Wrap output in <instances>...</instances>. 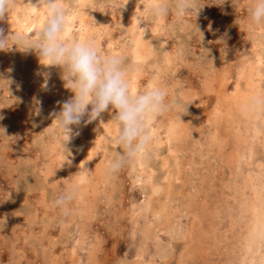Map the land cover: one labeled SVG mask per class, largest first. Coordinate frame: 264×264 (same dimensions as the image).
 Returning a JSON list of instances; mask_svg holds the SVG:
<instances>
[{
  "label": "rangeland",
  "instance_id": "374dc122",
  "mask_svg": "<svg viewBox=\"0 0 264 264\" xmlns=\"http://www.w3.org/2000/svg\"><path fill=\"white\" fill-rule=\"evenodd\" d=\"M31 2L35 4L36 0ZM66 2L71 9L69 37L75 34L77 39H93L104 53L123 55L132 67L130 85L137 90H143L159 73L169 99L186 110L180 119L175 109L156 119L151 129L154 154L113 175L105 171L106 162L115 151L108 143L114 135L112 114L106 111L109 119L101 123H85L86 116L79 126L73 127L74 136L66 145L72 157L68 158L70 163H63L61 139L49 132L55 124L52 113L58 112L73 95L63 86L61 70L45 68L34 52H22L15 45L0 51V77L10 81L8 90L6 84H0V128L5 130V136H0V264H259L264 255V237L260 251H246V227L251 215L245 208L256 195L255 187L259 186L257 192L264 196V112H242L238 103H242L244 77L256 62L264 78V35H260L264 28L249 26L247 0H240L235 6L231 0L223 5H216V0H203L196 17L177 18L170 13L153 23L152 28L147 22L140 24L144 33L132 18L135 0H127L120 10L121 0ZM25 3L28 0H15L8 17L0 20L4 35L34 31L40 25L43 10L33 11ZM195 24L204 37L201 43L192 31ZM136 40L145 47L142 59L135 53ZM238 94L240 97H236ZM37 100L41 108L38 116L34 114ZM81 140L87 146L81 147ZM80 168L87 169L88 175L76 174ZM171 179L173 183L169 184ZM69 180L80 181L77 198L67 211L52 207V201ZM153 184L160 186L152 197ZM149 202L162 210L164 218L148 208Z\"/></svg>",
  "mask_w": 264,
  "mask_h": 264
},
{
  "label": "clouds",
  "instance_id": "9594fccd",
  "mask_svg": "<svg viewBox=\"0 0 264 264\" xmlns=\"http://www.w3.org/2000/svg\"><path fill=\"white\" fill-rule=\"evenodd\" d=\"M202 2L203 0H138L142 8H139V14L135 13L134 17L144 33L140 24L147 22L152 28L153 23L170 13H174L177 18L196 17ZM225 2L226 0H216L215 4L223 5ZM126 3L127 0H121L119 10ZM231 3L235 6L240 0H231ZM14 4L15 0H0V20L8 17ZM25 4L33 11L43 10L40 25L34 31H12L8 35H4L3 29H0V51H7L15 45L22 52H34L45 68L57 67L61 70L63 86L73 95L62 103L58 112L52 113L55 124L49 132L61 139L63 163H70L68 157L72 153L66 145L73 137V127L79 126L85 116L87 120L84 122L90 123L105 111L112 113L110 121L114 125V135L108 143L115 147L112 158L106 162V174H116L130 164L148 159L154 147L151 130L153 122L173 109L177 110L180 119V114L185 111L169 99L167 88L160 83L159 73L143 90L131 87L132 69L126 64L123 55L104 53L93 39H77L75 34L69 37L70 4L66 0H36L35 4L28 0ZM246 7L249 26L264 28V0H247ZM192 31L201 43L204 37L196 24ZM260 35H264V32ZM220 43L223 44V40ZM9 83V80L0 77V84H6L7 90ZM241 110L245 113L257 110L264 112V85L258 94L248 97ZM40 111V102L37 100L34 102V114L38 116ZM4 131L0 128V136H5ZM88 173L87 169L80 168L76 174L86 176ZM79 189V180H69L64 190L52 201V207L67 211L68 205L77 198Z\"/></svg>",
  "mask_w": 264,
  "mask_h": 264
},
{
  "label": "bare ground",
  "instance_id": "6f19581e",
  "mask_svg": "<svg viewBox=\"0 0 264 264\" xmlns=\"http://www.w3.org/2000/svg\"><path fill=\"white\" fill-rule=\"evenodd\" d=\"M82 1V0H81ZM81 4V3H80ZM131 4V3H130ZM87 6V5H86ZM75 7H78V6H75ZM83 7V6H82ZM139 8H140V5L138 4V0H135V2L134 3H132V18H133V21H134V24L136 23V19H135V13H137V14H139ZM71 10V9H70ZM77 10V9H76ZM78 10H79V8H78ZM74 11V10H73ZM72 16V15H71ZM33 19V18H32ZM43 19V18H42ZM100 19V18H99ZM70 20V19H69ZM73 20V19H72ZM26 21V20H25ZM28 21V20H27ZM76 22V21H75ZM26 23V22H25ZM22 24V23H21ZM29 24V23H28ZM73 24V23H72ZM125 24V23H124ZM147 24V23H146ZM160 24V23H159ZM129 25V24H128ZM24 27V26H23ZM27 27H29V26H27ZM37 27V26H36ZM70 24H69V28H68V31L70 32ZM22 28V27H21ZM145 28H146V26H145ZM26 29H28V28H25V30ZM36 29V28H35ZM82 30H83V28H82ZM28 31V30H27ZM27 31H25V32H27ZM32 31V30H31ZM73 31V30H72ZM135 31V30H134ZM145 31V30H144ZM147 31V30H146ZM30 32V31H29ZM81 32V31H80ZM83 32V31H82ZM152 32H155V30L154 31H152ZM160 32V31H159ZM256 32H258V31H256ZM20 33V32H19ZM89 33V32H88ZM96 33V32H95ZM90 34V33H89ZM150 34H151V32H150ZM87 35V34H86ZM83 36V35H82ZM87 37V36H86ZM145 37V36H144ZM171 37V36H170ZM93 38H94V36H93ZM149 38V37H148ZM88 39V38H87ZM137 39H138V37H137ZM140 40H136L135 41V53H136V56H137V58L139 59H142L143 57H142V55H143V50L145 49V47H143V45H142V43L141 42H139ZM253 41H255V40H253ZM99 42V41H98ZM171 42V41H170ZM258 42V41H257ZM255 44V43H254ZM258 44H259V42H258ZM163 45V44H162ZM161 45V46H162ZM262 45H263V41H262ZM173 46V45H172ZM157 47V46H156ZM142 48H143V50H142ZM252 50H255V48L254 49H252ZM230 51V50H229ZM150 52H152L153 53V51H150ZM167 52V51H166ZM264 52V51H263ZM261 53V52H260ZM114 54H116V52H114ZM165 54V53H164ZM229 55V54H228ZM244 55H246V54H244ZM263 55V54H262ZM150 56V55H149ZM250 56H251V54H250ZM168 57V56H167ZM225 57V56H224ZM228 57V56H227ZM262 57V56H261ZM172 58H173V56H172ZM174 58H175V56H174ZM248 58H249V56H248ZM252 58V57H251ZM167 59V58H166ZM234 59V58H233ZM245 59H246V56H245ZM134 60H136V59H134ZM247 60V59H246ZM252 60V59H251ZM166 61V60H165ZM250 61V60H249ZM258 61H260V59H258ZM262 61H263V59H262ZM132 62H134V61H132ZM231 62V61H230ZM252 62V61H251ZM250 62V63H251ZM135 63V62H134ZM249 63V64H250ZM264 63V62H263ZM164 64V63H163ZM165 64H166V62H165ZM253 64V63H252ZM140 65H142L141 63H140ZM262 66H263V64H261ZM135 66V65H134ZM250 66V65H249ZM225 67V66H224ZM258 66H257V62L255 63V65H252L251 66V69H250V71H249V74L246 76V77H244L245 79L243 80V82L244 81H246V83H245V86L243 87V90H241V93L242 94H240L242 97H241V99H242V103H238V106H239V104H241V105H243L245 102H246V100L248 99V97H250V96H252V95H256V94H258L259 92H260V90H261V86L262 85H264V78H263V76H262V74H260V72H258V68H257ZM132 68V67H131ZM136 68V67H135ZM261 68V67H260ZM137 69V68H136ZM135 69V70H136ZM159 69V68H158ZM218 70V69H217ZM238 70H240V69H238ZM246 71V70H245ZM244 71V72H245ZM259 71H260V69H259ZM142 72V71H141ZM240 72H241V70H240ZM247 72H248V70H247ZM136 73H137V70H136ZM138 73H139V71H138ZM138 73L136 74V76L138 75ZM246 73V72H245ZM243 74V73H242ZM142 76V75H141ZM138 77H139V75H138ZM175 77V76H174ZM135 78V77H134ZM137 78V77H136ZM141 78V77H140ZM143 78V77H142ZM152 78V77H151ZM223 78V77H222ZM240 78H243V76H241ZM147 80V79H146ZM134 81V80H133ZM151 81V80H150ZM240 81V80H239ZM211 82V81H210ZM209 83V82H208ZM223 83V82H222ZM164 86V85H163ZM238 86H239V83H238ZM52 89V88H51ZM141 89V88H140ZM237 91V90H236ZM240 91V89L238 90V92ZM62 92V91H61ZM240 93V92H239ZM185 94V93H184ZM183 94V95H184ZM237 95V94H236ZM239 95V94H238ZM240 95L239 96H236V97H240ZM216 96V95H215ZM235 96V95H234ZM187 97V96H186ZM231 97H232V95H231ZM179 98V97H178ZM234 98V97H233ZM235 99V98H234ZM219 101V100H218ZM220 102V101H219ZM203 106V105H202ZM240 107V106H239ZM60 109V108H59ZM183 109V108H182ZM184 109H185V107H184ZM227 109V108H226ZM186 110V109H185ZM50 111V110H49ZM172 111H174V109L172 110ZM177 111V110H176ZM187 112V111H186ZM226 112V111H225ZM237 112V111H236ZM177 113V112H176ZM196 113V112H195ZM109 114H112V113H109ZM214 115V114H213ZM224 115V114H223ZM225 116V115H224ZM231 116V115H230ZM258 116H260V115H258ZM86 117V116H85ZM184 117V116H183ZM213 117V116H212ZM264 118V117H263ZM47 119V118H46ZM107 119V116H106V111L104 112V113H102L96 120H98V123H101V121L103 122V120H106ZM109 119V118H108ZM108 119H107V121H108ZM187 119V118H186ZM260 119H261V116H260ZM188 120V119H187ZM193 120V119H192ZM195 120V119H194ZM211 120V119H210ZM212 120H215V119H212ZM219 120V119H218ZM82 122V121H81ZM111 122V121H110ZM158 122V121H157ZM165 122V121H164ZM107 123V122H106ZM201 123V122H200ZM203 123V122H202ZM233 123V122H232ZM93 124V123H92ZM103 124V123H102ZM101 124V125H102ZM109 124V123H108ZM107 124V125H108ZM230 124V123H229ZM95 125V124H94ZM107 125H106V127H107ZM175 125V124H174ZM114 126V125H113ZM167 126V125H166ZM168 126H170V125H168ZM206 126V125H205ZM208 126V125H207ZM206 126V127H207ZM230 126V125H229ZM228 126V127H229ZM232 126V125H231ZM76 127V126H75ZM94 127V126H93ZM100 127V126H99ZM104 127V126H103ZM78 128V127H77ZM101 128V127H100ZM173 128V127H172ZM174 128H175V126H174ZM177 128V127H176ZM208 128V127H207ZM80 129V128H79ZM171 129V128H170ZM196 129H198V128H196ZM96 130H99V129H96ZM95 130V131H96ZM211 130V129H210ZM79 131V130H78ZM94 131V132H95ZM108 131H110V130H107V132ZM208 131V130H207ZM206 131V132H207ZM75 132V131H74ZM90 132V131H89ZM98 132V131H97ZM210 132V131H209ZM170 133H171V131H170ZM217 133V132H216ZM79 134V133H78ZM207 134V133H206ZM209 134V133H208ZM215 134V133H214ZM81 135V134H80ZM91 135V134H90ZM98 135H100V133L98 134ZM179 135V134H178ZM210 135H212V134H210ZM247 135V134H246ZM254 135V134H253ZM74 136V135H73ZM83 136V135H82ZM110 136V135H109ZM174 136V135H173ZM214 136V135H213ZM85 137V136H84ZM98 137H100V136H98ZM157 137V136H156ZM207 137V136H206ZM216 137V136H215ZM249 137H251V136H249ZM80 138H82V137H80ZM87 138V137H86ZM162 138H164V137H162ZM178 138V137H177ZM201 138V137H200ZM200 138H199V140H200ZM204 138H205V136H204ZM218 138V137H217ZM73 139H75V138H73ZM103 139H104V136H103ZM176 139V138H175ZM183 139H185V138H183ZM210 139V138H209ZM222 139V138H221ZM105 140V139H104ZM161 140V139H160ZM166 140V139H165ZM198 140V141H199ZM207 140V139H206ZM211 140H212V138H211ZM74 141V140H73ZM77 141H79V140H77ZM175 141V140H174ZM214 141V140H213ZM250 141V140H249ZM252 141V140H251ZM250 141V142H251ZM106 142V141H105ZM219 142H221V141H219ZM78 143V142H77ZM77 143H76V145H77ZM80 144H81V147L82 146H87V145H84V144H86V143H84V141L83 140H81L80 142H79ZM103 143H104V141H103ZM214 143H215V141H214ZM88 144H91L90 143V141H89V143ZM208 144V143H207ZM259 144V143H258ZM213 145V144H212ZM80 146V145H79ZM91 146V145H90ZM104 146V145H103ZM210 146H211V144H210ZM253 146V145H252ZM251 146V147H252ZM83 147V148H84ZM106 147V146H105ZM204 147V146H203ZM208 147V146H207ZM207 147H205V148H207ZM89 148V147H88ZM155 148H158V147H155ZM154 148V149H155ZM194 148V147H193ZM213 148V147H212ZM211 148V149H212ZM218 148V147H217ZM253 148V147H252ZM159 149V148H158ZM208 149H209V147H208ZM221 149V148H220ZM222 149H224V148H222ZM226 149V148H225ZM224 149V150H225ZM81 150V149H80ZM207 150V149H206ZM213 150V149H212ZM94 151V150H93ZM159 151H160V149H159ZM223 151V150H222ZM226 151V150H225ZM77 152V151H76ZM75 152V153H76ZM80 152V151H79ZM88 152V151H87ZM87 152H85V153H87ZM91 152V151H90ZM158 152V151H157ZM228 152V151H227ZM159 153V152H158ZM157 153V154H158ZM210 153V152H209ZM90 154H92V153H90ZM110 154V153H109ZM153 154H154V152H153ZM156 154V153H155ZM211 154V153H210ZM219 154V153H218ZM230 154V153H229ZM256 154H259V153H256ZM87 155V154H86ZM170 155V154H169ZM168 155V156H169ZM173 155V154H172ZM208 155V154H207ZM93 156V155H92ZM158 156H160V154H158ZM209 156V155H208ZM72 157V156H71ZM91 157V156H90ZM106 157H107V155H106ZM162 157V156H161ZM244 157V156H243ZM58 158H60V157H58ZM69 158V157H68ZM88 158H89V156H88ZM100 158V157H99ZM98 158V160H100ZM109 158V157H108ZM159 158V157H158ZM163 158H165L164 156H163ZM206 158V157H205ZM208 158V157H207ZM223 158V157H222ZM231 158V157H230ZM235 158V157H234ZM239 158H240V156H239ZM157 159V158H156ZM173 159V158H172ZM210 159V158H209ZM212 159V158H211ZM240 159H242V158H240ZM87 160V159H86ZM163 160V159H162ZM176 160V159H175ZM180 160H181V158H180ZM179 160V161H180ZM236 160V159H235ZM243 160V159H242ZM242 160H240V161H242ZM96 162H97V160H95ZM161 161V160H160ZM171 161H173L174 162V160H171ZM212 161V160H211ZM248 161H249V159H248ZM250 161H251V159H250ZM94 162V161H93ZM148 161H146V163H147ZM163 162V161H162ZM194 162V161H193ZM232 161H230V163H231ZM75 163V162H74ZM165 163H167V162H165ZM238 163V162H237ZM242 164H243V162H241ZM97 164V163H96ZM101 164V163H100ZM135 164L136 163H134V166H135ZM168 164V163H167ZM166 164V165H167ZM171 164V163H170ZM173 164V163H172ZM198 164V163H197ZM231 164H233V163H231ZM246 164V163H245ZM249 164V163H248ZM144 165V164H143ZM250 165V164H249ZM248 165V166H249ZM259 164H257V166H258ZM261 165H263V164H261ZM96 166V165H95ZM99 166H101V165H99ZM142 166V165H141ZM158 166V165H157ZM164 166V168H166L165 167V165H163ZM239 166V165H238ZM257 166H255V167H257ZM132 167H133V165H132ZM138 167V166H137ZM142 167H144V166H142ZM150 167V166H149ZM175 167V166H174ZM191 167V166H190ZM189 166H188V168H190ZM240 167V166H239ZM260 167H262V166H260ZM134 168V167H133ZM161 168V167H160ZM238 168V167H237ZM259 168V167H258ZM257 168V169H258ZM138 168H136V170H137ZM141 169V168H140ZM155 169V168H154ZM167 169V168H166ZM219 169V168H218ZM239 169V168H238ZM256 169V168H255ZM262 169H264V168H262ZM134 170V169H133ZM144 170V169H143ZM161 170V169H160ZM170 170V169H169ZM183 170H185V169H183ZM182 170V171H183ZM189 169H187V171H188ZM190 170H191V168H190ZM199 170V169H198ZM248 170V169H247ZM132 171V170H131ZM138 171V170H137ZM142 171V170H141ZM162 171V170H161ZM178 171V170H177ZM220 171V170H219ZM236 171H237V169H236ZM239 171V170H238ZM73 172V171H72ZM75 172V171H74ZM78 172V171H77ZM76 172V173H77ZM142 172H144V171H142ZM141 172V173H142ZM145 172L147 173V170H145ZM145 172L144 173H142V174H145ZM154 172V171H153ZM152 171H151V173H153ZM157 171L155 170V173H156ZM167 172V171H166ZM264 172V171H263ZM262 172V173H263ZM137 173V172H136ZM183 173V172H182ZM215 173V172H214ZM220 173V172H219ZM148 174V173H147ZM154 174V173H153ZM152 174V175H153ZM172 174V173H171ZM184 174V173H183ZM213 174V173H212ZM228 174H229V172H228ZM264 174V173H263ZM48 175V174H47ZM136 175V174H135ZM194 175V174H193ZM202 175V174H201ZM247 175V174H246ZM259 175V174H258ZM257 175V176H258ZM261 175V174H260ZM145 176V175H144ZM154 176V175H153ZM176 176H177V174H176ZM180 176V175H179ZM195 176V175H194ZM146 177H148L147 179H149V175H147ZM155 177V176H154ZM167 177V176H166ZM172 177V176H171ZM181 177V176H180ZM184 177H186V176H184ZM255 177V176H254ZM261 177V176H260ZM50 178V177H49ZM168 178H169V176H168ZM174 178H175V176H174ZM140 179V178H139ZM173 179V178H172ZM171 179V180H172ZM196 179V178H195ZM166 180H167V178H166ZM175 180V179H174ZM177 180V179H176ZM187 180V179H186ZM191 180V179H190ZM206 180V179H205ZM204 180V181H205ZM228 180V179H227ZM247 180V179H246ZM152 181L154 182L155 180H153L152 179ZM178 181V180H177ZM201 181V180H200ZM149 182V181H148ZM151 182V181H150ZM156 182V181H155ZM162 182V181H161ZM164 182V181H163ZM180 182V181H179ZM193 182V181H192ZM202 182H203V180H202ZM222 182H224L223 180H222ZM245 182V181H244ZM255 182H256V180H255ZM49 183H50V181H49ZM157 183V182H156ZM171 183H173V180H172V182H170L169 184H171ZM190 183V182H189ZM225 183V182H224ZM246 183V182H245ZM184 184V183H183ZM194 184V183H193ZM201 184V183H200ZM204 184V183H203ZM85 185V184H84ZM83 185V186H84ZM142 185V184H141ZM140 185V186H141ZM145 185H147V184H145ZM176 185V184H175ZM198 185V184H197ZM196 185V186H197ZM225 185H226V183H225ZM147 186H149V185H147ZM157 186H160V184L159 185H155V184H153V185H151L150 187V192H151V196L153 197L154 195H156L158 192H159V188L157 187ZM193 186V185H192ZM195 186V187H196ZM201 186V185H200ZM238 186V185H237ZM248 186V185H247ZM250 186V185H249ZM143 187V186H142ZM164 187V186H163ZM174 186L172 185V187H170V188H173ZM185 187V186H184ZM222 187V186H221ZM251 187V186H250ZM250 187H248V188H250ZM85 188V187H84ZM146 188V187H145ZM193 188V187H192ZM229 188V187H228ZM238 188V187H237ZM247 188V187H246ZM81 189H83V187L81 188ZM175 189L177 190V188L175 187ZM202 189H203V187H202ZM234 189V188H233ZM258 189H259V186H257V187H255V193H254V195L255 196H253V198L246 204V208H245V212H247L248 214H250L251 215V222H250V225L249 226H247L246 228H247V230H248V233H247V236H246V238H245V240H246V243H247V247H245V248H247L246 249V251L248 252V253H253V254H256L258 251H260L261 250V248H262V246H263V242H262V239H263V237H264V196L260 193V191L259 192H257L258 191ZM86 190V189H85ZM144 190V189H143ZM175 190V191H176ZM185 190V189H184ZM236 190V189H235ZM262 190V189H261ZM264 190V189H263ZM188 191V190H187ZM186 191V192H187ZM195 191H198V189L197 190H195ZM203 191V190H202ZM250 191V190H249ZM147 192H149V190H147ZM146 192V193H147ZM149 192V193H150ZM167 192V191H166ZM194 192V191H193ZM230 193H231V191H229ZM236 193L238 192V190H236L235 191ZM84 193V192H83ZM146 193H144V195L146 194ZM164 193V192H163ZM170 193H171V191H170ZM188 193V192H187ZM186 193V194H187ZM252 192H250V194H251ZM166 194V193H165ZM176 194H178V193H176ZM159 195V194H158ZM189 195H190V193H189ZM206 195V194H205ZM241 195V194H240ZM146 196V195H145ZM171 196H172V194H171ZM176 196H178V195H176ZM180 196V195H179ZM198 196V195H197ZM228 196V195H227ZM233 196V195H232ZM241 196H243V195H241ZM249 196V195H248ZM164 198H165V196H163ZM167 197V196H166ZM184 197V196H183ZM192 197V196H191ZM190 197V198H191ZM195 197H196V195H195ZM199 197V196H198ZM197 197V198H198ZM224 197H225V195H224ZM250 197V196H249ZM148 198V197H147ZM159 198H161V197H159ZM180 198V197H179ZM178 198V199H179ZM181 198H182V196H181ZM185 199H186V197H184ZM184 198H183V201H184ZM242 198V197H241ZM196 199V198H195ZM152 200V199H151ZM161 200V199H160ZM162 200H164V199H162ZM161 200V201H162ZM174 200H175V198H174ZM180 201H181V199H179ZM190 200V199H189ZM159 201V200H158ZM161 201H160V203H161ZM167 201V200H166ZM145 202V201H144ZM155 202V201H154ZM154 202H152V203H150L149 202V206H148V208H150V209H152V210H154L155 211V213L158 211V212H160L159 213V215L162 213L161 211L162 210H160V209H157L155 206H154ZM187 202H188V200H187ZM196 202H197V200H196ZM142 203H143V201H142ZM147 203V202H146ZM157 203V202H156ZM155 203V204H156ZM192 203V202H191ZM190 203V204H191ZM233 203V202H232ZM175 204V203H174ZM180 204V202H178V205ZM182 204H185V203H183L182 202ZM165 205V204H164ZM164 205H163V208H164ZM177 205V204H176ZM226 205V204H225ZM170 206V205H169ZM184 206V205H183ZM189 206V205H188ZM239 206V205H238ZM172 207H176V206H172ZM171 207V208H172ZM191 207V206H190ZM226 207V206H225ZM147 208V209H148ZM159 208V207H158ZM162 208V207H161ZM162 208V209H163ZM192 208H194V206L192 207ZM146 209V211H147V213H148V210H150V209H148L147 210ZM179 209V208H178ZM177 208H176V210H178ZM182 209V208H181ZM181 209H180V211H181ZM171 210V209H170ZM175 210V209H174ZM173 210V211H174ZM145 211V212H146ZM165 211V210H164ZM163 211V212H164ZM172 211V212H173ZM139 212V211H138ZM178 213H179V211H177ZM226 212V211H225ZM239 212H241V210L239 211ZM133 213H134V211H133ZM149 213H151V211L149 212ZM148 213V214H149ZM167 213H168V211H167ZM176 213V212H175ZM215 213V212H214ZM177 214V213H176ZM184 214V213H183ZM241 214V213H240ZM147 215V214H146ZM159 215H157V216H159ZM162 216H163V218H164V215L163 214H161ZM170 215V214H169ZM173 215V214H172ZM217 215V214H216ZM226 215V214H225ZM134 216H136V215H134ZM148 216V215H147ZM146 216V217H147ZM166 216H167V214H166ZM214 216V215H213ZM239 216V215H238ZM146 217H144L145 219H146ZM173 217V216H172ZM180 217V216H179ZM210 217V216H209ZM225 217V216H224ZM230 217V216H229ZM153 218V217H152ZM162 218V217H161ZM169 218V217H168ZM167 218V219H168ZM214 218V217H213ZM212 218V219H213ZM140 219V218H139ZM148 219V218H147ZM215 219V218H214ZM213 219V220H214ZM226 219H227V217H226ZM153 220V219H152ZM179 220H181V218H179ZM230 220V219H229ZM232 220V219H231ZM97 221V220H96ZM147 221V220H146ZM162 221V220H161ZM79 222V221H78ZM180 222V221H179ZM221 222V221H220ZM137 223V222H136ZM135 223V224H136ZM168 223V222H167ZM166 223V224H167ZM170 223V222H169ZM172 223V222H171ZM177 223V222H176ZM146 224V223H145ZM144 224V225H145ZM175 224V223H174ZM178 224V223H177ZM198 224V223H197ZM138 224H136V226H137ZM196 225V224H195ZM199 225V224H198ZM230 225L232 226V223H230ZM229 225V226H230ZM234 225V224H233ZM141 226V225H140ZM169 226V225H168ZM179 226V225H178ZM181 226V225H180ZM217 227V226H216ZM215 227V228H216ZM163 228V227H162ZM166 228H167V226H166ZM173 228V227H172ZM197 228V227H196ZM217 229V228H216ZM181 230H182V228H181ZM181 230H179V231H181ZM224 230V229H223ZM227 230H229V228L227 229ZM226 230V231H227ZM144 231V230H143ZM151 231V230H150ZM157 231V230H156ZM220 231H221V229H220ZM225 231V230H224ZM225 231V232H226ZM146 232V231H145ZM168 232H169V230H168ZM174 232V231H173ZM184 232V231H183ZM190 232V231H189ZM222 232V231H221ZM234 232V231H233ZM159 233H161L160 231H159ZM182 233V232H181ZM186 233V232H185ZM226 233H228V232H226ZM225 233V234H226ZM222 234V233H221ZM229 234H230V232H229ZM153 235V234H152ZM162 235V234H161ZM171 235V234H170ZM178 235H179V233H178ZM178 235H176V237L178 236ZM187 235V234H186ZM189 235V234H188ZM144 236H146V235H144ZM164 236V235H163ZM149 237H150V235H149ZM160 237V236H159ZM171 237V236H170ZM226 237H227V235H226ZM145 238V237H144ZM143 238V239H144ZM230 238V237H229ZM142 239V240H143ZM146 239V238H145ZM144 239V240H145ZM161 239V238H160ZM224 239V238H223ZM150 240V239H149ZM153 240V239H152ZM146 241V240H145ZM160 241V240H159ZM158 241V242H159ZM148 241H146V243H147ZM162 242V241H161ZM160 242V243H161ZM188 242H191L190 240L188 241ZM229 242V241H228ZM152 243H153V241H152ZM148 244V243H147ZM155 244V243H154ZM162 244V243H161ZM168 244V243H167ZM159 245V244H158ZM161 246V245H160ZM187 246V245H186ZM189 246H190V244H189ZM165 247V246H164ZM142 248V247H141ZM95 249V248H94ZM148 249V248H147ZM152 249H153V247H152ZM151 249V250H152ZM160 249V248H159ZM171 249V248H170ZM237 249V248H236ZM150 250V249H149ZM148 250V251H149ZM156 250V249H155ZM155 250H154V253H155ZM185 250V249H184ZM183 250V251H184ZM153 251V250H152ZM168 251V250H167ZM186 251H188V250H186ZM151 252V251H150ZM160 252V251H159ZM139 253V252H138ZM152 253V252H151ZM161 253H163V252H161ZM169 253V252H168ZM175 253V252H174ZM184 253V252H183ZM136 254V253H135ZM166 254H167V252H166ZM168 255H171V252H170V254H168ZM184 255V254H183ZM182 255V256H183ZM140 256V255H139ZM162 256V255H161ZM164 257L165 258H167V255L165 256L164 255ZM170 257V256H169ZM77 258V257H76ZM225 258V257H224ZM137 259V258H136ZM135 259V260H136ZM189 259V258H188ZM139 260V259H138ZM142 260V259H141ZM168 260V259H167ZM174 261V260H173ZM176 261H178V260H176ZM180 261H181V259H180ZM179 261V262H180ZM148 262V261H147ZM164 262V261H163ZM182 262H180V264H181ZM258 263L259 264H264V255H262L261 256V258H260V262L258 261ZM161 264V263H160ZM163 264V263H162ZM171 264V263H170Z\"/></svg>",
  "mask_w": 264,
  "mask_h": 264
}]
</instances>
